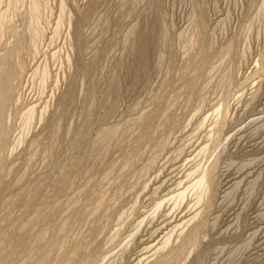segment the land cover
I'll use <instances>...</instances> for the list:
<instances>
[{
  "label": "rangeland",
  "instance_id": "rangeland-1",
  "mask_svg": "<svg viewBox=\"0 0 264 264\" xmlns=\"http://www.w3.org/2000/svg\"><path fill=\"white\" fill-rule=\"evenodd\" d=\"M0 264H264V0H0Z\"/></svg>",
  "mask_w": 264,
  "mask_h": 264
},
{
  "label": "bare ground",
  "instance_id": "bare-ground-1",
  "mask_svg": "<svg viewBox=\"0 0 264 264\" xmlns=\"http://www.w3.org/2000/svg\"><path fill=\"white\" fill-rule=\"evenodd\" d=\"M216 166H217V163H214V165H212L209 169L205 170L203 174L200 176L199 180L195 183V187L210 190L215 180L214 172L217 169Z\"/></svg>",
  "mask_w": 264,
  "mask_h": 264
}]
</instances>
